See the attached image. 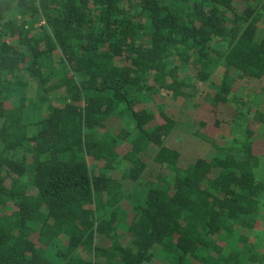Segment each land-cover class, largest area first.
Returning <instances> with one entry per match:
<instances>
[{"label":"trees","instance_id":"trees-1","mask_svg":"<svg viewBox=\"0 0 264 264\" xmlns=\"http://www.w3.org/2000/svg\"><path fill=\"white\" fill-rule=\"evenodd\" d=\"M257 1L0 0V264H244L242 231L264 196L251 167L264 153L263 136L252 148L264 113L248 122L237 159L207 155L181 169L163 145L171 113L138 93L183 94L190 74L171 65L172 51L182 65L192 54L196 78L222 62L204 98L214 106L228 100L232 74L262 80ZM21 66L41 91L31 134L26 104L7 101ZM56 92L60 104H42ZM153 154L171 171L142 204L130 199L121 230L128 187Z\"/></svg>","mask_w":264,"mask_h":264},{"label":"rangeland","instance_id":"rangeland-1","mask_svg":"<svg viewBox=\"0 0 264 264\" xmlns=\"http://www.w3.org/2000/svg\"><path fill=\"white\" fill-rule=\"evenodd\" d=\"M254 25H255V42H259L264 34V0H259L254 4ZM219 48H224V43L218 45ZM172 57L173 64H179L180 75L190 74V82L183 86V94L175 92V95H168L159 89L151 95L146 93H138V98L141 103L149 104L150 106L161 107L167 112L171 113L172 125L164 135L163 145L166 148L175 150L178 153L175 165L181 169L191 166L197 158H203L207 155H216L223 157L226 154L238 158L241 154L242 147L240 146L245 141V132L247 124L252 116L257 112L264 113V77L262 80L255 77L236 78L232 74L234 83L232 84L231 93H228V100L218 103L214 106L212 103L204 101L206 93L214 92L213 84L219 82V74L222 73L223 64L220 62L218 67L211 71L209 68L203 70L202 75L193 74V56L189 55V59L185 64H180L181 57L174 53ZM212 54V53H211ZM58 57L54 53L52 55V63H50L53 70H59L63 64H57ZM21 66L20 68H22ZM169 68L170 64H166ZM48 66L43 68L45 73ZM195 69V67H194ZM202 69V68H201ZM198 65V74L200 72ZM210 72V73H209ZM264 76V75H263ZM21 85L9 84L7 93L10 92V87L14 86V92H11L7 101L13 105L19 103L26 104L24 107L27 116V121L30 122L28 126V134H31L36 129L34 121L37 119V113L32 107L36 104V97L41 91L38 89V83L31 79L24 68L16 71L15 79ZM5 92V93H6ZM49 97L43 105L48 102L60 104V93ZM238 94L239 96H237ZM232 95L237 96L233 98ZM43 107V106H42ZM38 112V111H37ZM41 115V113L39 112ZM217 120V125L212 123ZM3 120H0V125ZM33 122V123H32ZM204 122L206 125H203ZM123 123L125 127L130 130L133 127V122L124 117ZM264 125V124H263ZM258 133L254 135V143L252 148L256 151L261 148V137H264V127L259 126L256 128ZM24 154L22 149L15 150V157L18 159ZM254 175L257 179L264 178V153H260L254 165H251ZM171 166L166 163H159L154 154L148 157L145 161V166L141 169L139 177L133 181L127 190V199L122 202V214L119 217V228L125 229L123 210L129 209L131 200L134 199L133 204L140 205L143 203L147 192L150 189L160 188L164 183V176L171 171ZM117 169L122 170L123 164H117ZM118 172V171H116ZM131 199V200H130ZM250 229L242 231V238H245L246 245L242 247V255L244 264H260L264 263V196L258 199V206L256 205L255 211L251 214L249 220ZM228 246H239V242L231 238L228 240ZM77 256L86 257L88 251L85 248H79L76 252ZM156 259L165 258L162 256L163 250L157 249L154 251Z\"/></svg>","mask_w":264,"mask_h":264}]
</instances>
